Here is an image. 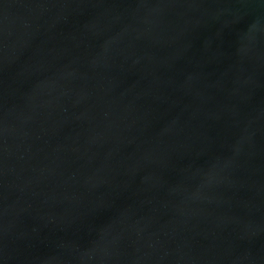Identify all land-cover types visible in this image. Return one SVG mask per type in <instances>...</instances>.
Segmentation results:
<instances>
[{"label":"water","instance_id":"95a60500","mask_svg":"<svg viewBox=\"0 0 264 264\" xmlns=\"http://www.w3.org/2000/svg\"><path fill=\"white\" fill-rule=\"evenodd\" d=\"M0 264H264V0H0Z\"/></svg>","mask_w":264,"mask_h":264}]
</instances>
